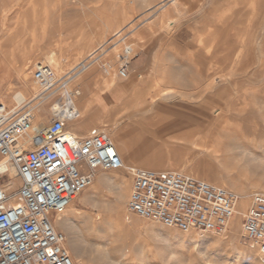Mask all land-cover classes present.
<instances>
[{"label":"rangeland","instance_id":"1","mask_svg":"<svg viewBox=\"0 0 264 264\" xmlns=\"http://www.w3.org/2000/svg\"><path fill=\"white\" fill-rule=\"evenodd\" d=\"M14 1L0 0V11L13 5ZM32 1H36L33 7ZM66 1L24 0L23 9L29 7L25 17L19 16V13L9 15L6 30H0L1 39L12 35L3 49L5 54L0 53V98L7 100L21 90V86H37L31 80V72L37 64H46L43 60L48 52L57 51L55 42H52L54 39L85 37L88 42L83 51H88L109 39L114 30L125 26L124 43L122 40L115 44L109 43L105 52L100 55L101 59L106 57L105 60L109 62V74L98 65V74L86 90L81 88L79 80L69 83L71 88L80 90L76 99L79 119L87 117L84 107L85 99H88L93 113L106 115L114 110L111 120L106 121L109 128L113 123H123L129 110L123 105V101L135 90L144 92L145 89L150 92V95L144 96L147 108L150 107L147 114L156 106L154 104L160 103L162 108L171 110V117L177 122L169 131L187 130L188 133V136L166 137L156 141L157 145L154 147L157 155L152 160L160 161L163 168L161 170H177L191 176V172L195 170V178L209 182L212 180L214 182L211 183L225 187L240 197L244 195L247 202L253 192L264 193V0H234L233 3L231 0H176L175 4L168 0H84V6L76 4L77 0ZM97 5L105 6V14L108 13L111 20L99 34L92 37L96 31L93 29L90 32L89 29L97 20L92 9ZM190 6H193L192 10ZM233 15L236 18L232 19ZM230 18L236 28L237 24L240 25L239 29L233 28ZM219 19L223 21L220 22ZM23 21L26 22L25 25ZM201 25L207 26L202 29ZM219 25H223L222 30ZM213 26L217 29L215 31H221H213ZM228 26L232 27L229 29V32L232 30V35L228 32ZM223 30L224 33H221ZM208 31L212 34L209 35ZM215 33L219 37L214 38ZM224 35L228 40L226 37L221 38ZM210 36L214 38L213 43ZM234 36H237V40ZM201 40H204L203 44L207 40L211 41L210 44L207 42L208 46L207 43H200ZM124 45H131L132 54L137 55L131 60L127 76L121 77L118 73L122 63L119 56ZM80 46L75 43L72 47H64L62 51H58L61 57L69 55V59H72L74 50L80 49ZM137 58L142 60L139 65L133 62ZM67 64V61L62 60L63 67ZM80 67L76 76L83 74ZM220 69L224 73L222 76H217L212 82L205 79V70L213 72ZM19 72L21 80L18 79ZM234 76H237L236 79ZM153 82L158 85L150 89L148 86ZM8 87L9 94L5 95ZM194 87L196 89H192ZM111 92L120 94L119 98L111 97ZM151 96L154 98H150ZM216 98L219 100L215 101ZM39 105L43 109L41 120L47 125L50 119L49 101L40 102ZM214 107L222 108L221 121H215ZM91 127L93 125H88L79 134H86ZM206 128L208 130L202 134ZM213 133L217 135L213 136ZM203 136L208 138L205 140ZM122 156L125 158L123 153ZM176 160L186 161V167L178 169L173 166ZM125 165L151 169L129 161ZM95 175L94 180L100 175L122 177L126 193L117 204L114 200L116 188L112 184L89 187L73 198L69 208L61 216L63 219L56 221L55 227L65 234L66 248L74 264H103L105 256L113 263L118 261L116 264H264L258 259L255 249L248 246L249 241L242 237L240 216L239 221L237 220L236 239L233 241L229 238V227L220 235L164 228L126 211L125 203L130 188V174L127 170H97ZM16 178L18 184L10 190L12 192L20 185V179L18 176ZM7 179L8 175L1 182ZM84 198H88L86 203L81 202ZM117 207L121 217L119 221L113 218Z\"/></svg>","mask_w":264,"mask_h":264},{"label":"built area","instance_id":"2","mask_svg":"<svg viewBox=\"0 0 264 264\" xmlns=\"http://www.w3.org/2000/svg\"><path fill=\"white\" fill-rule=\"evenodd\" d=\"M131 48L124 45L119 56L121 77L127 76L135 55ZM31 80L42 90L37 102L11 108L0 100V264H74L55 223L92 184L97 170H127L126 211L164 228L220 235L239 215L242 237L264 262L263 192H253L240 210V196L225 187L181 171L128 167L103 128L68 133V122L80 117L77 88L47 64H37ZM44 99L50 119L37 127L35 108ZM6 164L20 179L13 192L1 182L8 175Z\"/></svg>","mask_w":264,"mask_h":264},{"label":"bare ground","instance_id":"3","mask_svg":"<svg viewBox=\"0 0 264 264\" xmlns=\"http://www.w3.org/2000/svg\"><path fill=\"white\" fill-rule=\"evenodd\" d=\"M15 1H17L15 3ZM14 1V4L9 6V7H5L3 8L1 11H0V30L1 31H4L6 30V22L8 20V17L10 14L12 13H19V16H24L25 17V14H26V11L28 8L26 9H23L24 7V0H15ZM93 1V0H92ZM104 1V0H103ZM102 1V2H103ZM169 2L171 3H174L175 4V1L176 0H168ZM199 1V0H198ZM221 0H219L220 2ZM233 3L234 0H231ZM68 2V0L66 1ZM193 2V1H192ZM228 2V1H227ZM238 2V0H237ZM241 2V1H240ZM71 3V2H70ZM69 3V6L71 5ZM79 4L80 6H84V4H86V2L84 0H77L76 4ZM128 3V2H127ZM195 3H197L195 1ZM200 3V2H199ZM216 3V2H215ZM226 3V2H225ZM12 4V3H11ZM34 4H36V1H32V4L31 6L33 7ZM68 4V3H67ZM74 6H77L75 5L74 3H72ZM100 4V3H99ZM98 4V5H99ZM212 4V3H211ZM65 5V4H64ZM96 5V4H95ZM96 6V8H94V10L92 9V12L96 15L97 17V20L92 24V28L89 29V31H96L95 34H93V32L91 34H93L92 37H95L97 34H99V32L102 30V28H104V26L106 27L107 24H108V21L111 20L109 18V16L107 14H105V3L102 7L100 6ZM102 5V4H100ZM186 5V4H185ZM217 5V4H215ZM214 5V6H215ZM237 5V4H236ZM240 5V4H239ZM4 6V5H3ZM66 6V5H65ZM108 6V5H107ZM106 6V8H107ZM124 6V5H123ZM195 6V5H193ZM193 6H190L191 7V10H192V7ZM219 7V5H217ZM122 7V6H121ZM236 7V6H235ZM234 7V8H235ZM73 8V7H72ZM125 8V7H124ZM203 8V7H202ZM212 8V7H211ZM220 8V7H219ZM234 8L232 10H234ZM237 8V7H236ZM235 8V9H236ZM240 8V6H239ZM214 9V8H213ZM216 9V7H215ZM229 9V8H228ZM119 10V8H118ZM238 10V8H237ZM110 11V10H109ZM179 11V10H178ZM212 11V10H211ZM218 11V10H216ZM231 11V10H230ZM71 12V11H70ZM86 12V10L84 11V13ZM126 12V11H125ZM124 12V13H125ZM176 12V11H175ZM240 12V11H239ZM238 12V14H239ZM83 13V12H82ZM120 13V12H119ZM181 13V12H180ZM241 13V12H240ZM218 14V13H217ZM227 14V13H226ZM229 14V13H228ZM237 14V15H238ZM236 15V14H235ZM221 17V16H220ZM227 17V16H226ZM233 17L236 18V16H232V19ZM241 17V16H240ZM225 17H222V19H224ZM119 19H122V18H119ZM181 19V18H180ZM217 19H218V16H217ZM231 19V18H230ZM231 19V20H232ZM240 19V18H238ZM237 19V20H238ZM170 20V19H169ZM176 20V19H175ZM203 20V19H202ZM220 22L223 21L221 19H219ZM226 20V19H225ZM228 20V18H227ZM229 20V21H231ZM174 21V20H173ZM228 21V23H230ZM235 23H236V20L234 19ZM163 22V21H162ZM23 25H25V21L22 22ZM161 23V22H160ZM174 23V22H173ZM198 23V22H196ZM219 23V22H217ZM224 23V22H223ZM222 23V24H223ZM227 23V25H228ZM232 25H233V20H232ZM234 23V24H235ZM238 23V22H237ZM192 24V23H191ZM203 24H205L203 22ZM208 25V24H207ZM205 25V26H207ZM221 25V24H220ZM219 25V26H220ZM223 25H226V24H223ZM220 26V29L221 27ZM226 25V26H227ZM230 25V24H229ZM124 26V25H123ZM203 26V27H205ZM211 26V25H209ZM236 25H233V28L235 27ZM238 28L236 29H239L240 25H238ZM196 27H199V26H196ZM202 27V25H201ZM202 27V29H203ZM229 27V26H228ZM124 27H121V28H118L116 30H114L112 32V34L110 35V38L109 39H106L100 43H98L96 46L92 47L90 50L88 51H83L84 50V45L87 44L88 41H86V38L85 37H77V36H74L72 39H65V38H56L54 39L52 42H55L56 44V50H51L50 52H48L46 55H45V61L44 63H46L48 66H50L53 71L55 72L56 76H59V77H63L65 80H67L68 82V85L70 83V81L72 80H76L78 81L79 80V83L81 82L82 86L81 88H83L84 90H86L87 88H89L90 84L93 82V80L96 78L97 76V72L99 70V67H101L103 69V71L106 73V74H109V68H110V65H109V62L106 61V57L105 59H101L100 58V55L103 54L105 52V48H106V45L111 43V44H115L118 40H122V42L124 43L125 41V38L123 36V32H124ZM219 28V27H218ZM225 28V27H224ZM232 28V27H229L227 28L228 29V32L230 31L229 29ZM201 29V28H199ZM211 29V27H210ZM219 29V30H220ZM241 29V28H240ZM197 30V29H196ZM212 30V29H211ZM217 29H214V26H213V31H215ZM218 30V31H219ZM222 30V29H221ZM220 30V31H221ZM226 30V29H225ZM235 30V29H234ZM233 30V31H234ZM171 31V30H170ZM198 31V30H197ZM202 31V30H201ZM201 31H199L201 33ZM210 31V30H209ZM208 31V32H209ZM218 31H215L218 33ZM237 31V30H235ZM212 32V31H210ZM208 33L209 35L212 34V33ZM227 32V31H226ZM232 32V30H231ZM229 32V33H231ZM81 33V32H80ZM78 33V34H80ZM202 33H205L204 31ZM206 33H207V28H206ZM214 33V32H213ZM217 33L213 34L215 35L214 38L216 36L219 37V35H216ZM221 33H224V30L221 32ZM219 33V34H221ZM237 33V32H236ZM197 34V33H196ZM101 35V34H100ZM199 35V34H198ZM227 35V34H226ZM226 35L222 36L221 38L224 39L223 37H226ZM229 35V34H228ZM232 35V33H231ZM221 36V35H220ZM230 36V35H229ZM217 37V38H218ZM237 36H234V38L236 39ZM12 38V35H9L7 38L5 39H1L0 38V53L2 54H5L3 49H5V46L8 44V42H10ZM85 38V39H84ZM97 38H100V37H97ZM96 38V39H97ZM207 38V37H206ZM211 38V36H210ZM213 38V39H214ZM220 38V39H221ZM229 38V37H228ZM232 38V37H231ZM240 38V37H239ZM238 38V39H239ZM201 39V38H200ZM203 39V38H202ZM212 39V38H211ZM213 39H212V43H213ZM221 39V40H222ZM220 40V41H221ZM226 40L227 37H226ZM237 40V39H236ZM235 40V41H236ZM241 40V39H240ZM204 41V40H203ZM203 41H199L200 43L202 42L203 44ZM211 41V40H210ZM209 41V42H210ZM232 41V40H231ZM208 42V40H207ZM205 42V43H207ZM208 42V43H209ZM227 42V41H226ZM225 42V43H226ZM229 42V41H228ZM227 42V44H228ZM239 42V41H238ZM75 43H78V45H81L80 46V49H76L74 50L73 52V57L72 59L70 60L69 59V55L68 56H62L61 57V53L59 54V51L58 50H61L62 51V48L64 47H72ZM203 44V45H206V44ZM207 43V45H208ZM237 43V42H235ZM33 44V43H32ZM53 45H55L54 43H52ZM210 44V43H209ZM230 44V42H229ZM241 44V42H240ZM213 44H211L212 46ZM233 42H232V46H233ZM237 45V44H236ZM32 46V45H31ZM30 46V47H31ZM209 46V45H208ZM210 46V47H211ZM214 46V45H213ZM227 45H225L226 47ZM230 46V45H229ZM228 46V47H229ZM241 46V45H240ZM238 45V47H240ZM41 47V46H40ZM43 47V46H42ZM82 47V48H81ZM206 47V46H205ZM209 47V48H210ZM224 47V46H223ZM34 48V47H33ZM115 46H113V50H114ZM208 48V47H207ZM231 48V46L229 47ZM235 48V47H233ZM39 49V48H38ZM46 49V48H45ZM55 49V48H53ZM74 49V48H73ZM132 49V48H131ZM223 49V48H222ZM27 50V49H26ZM32 50V48H31ZM133 50V49H132ZM142 50V49H141ZM227 50V47L226 49ZM238 50V49H236ZM72 51V50H71ZM69 52V51H68ZM224 52V51H223ZM226 52V51H225ZM233 52V51H232ZM237 52V51H236ZM222 53V52H221ZM235 53V52H234ZM239 53V52H238ZM43 54H44V51H43ZM68 54V53H66ZM70 54V53H69ZM137 54V53H136ZM225 54V53H224ZM228 54V53H227ZM42 55V54H41ZM217 55H220L217 54ZM216 55V56H217ZM223 55V53H222ZM211 57V55H209ZM215 56V57H216ZM238 55H236L237 57ZM19 57V56H18ZM209 57V58H210ZM212 58L213 59H215ZM230 57V56H229ZM12 58H15L14 56ZM29 58V57H27ZM207 58V57H206ZM221 58V57H220ZM223 58V56H222ZM42 59V57H41ZM232 59H235V58H232ZM230 59V60H232ZM22 60V59H21ZM27 60V59H26ZM62 60H65L68 62V64L63 67L62 65ZM104 60V61H103ZM229 60V59H228ZM227 60V61H228ZM236 60V59H235ZM18 61V60H17ZM100 61V62H99ZM205 61V60H204ZM226 61V60H225ZM223 61V62H225ZM233 61V60H232ZM241 61V60H239ZM217 62V61H216ZM220 62V61H219ZM218 62V63H219ZM235 62V61H233ZM100 63V64H99ZM208 63V62H207ZM207 63H206V66H207ZM214 63V62H213ZM226 63V62H225ZM239 63V62H238ZM209 64V63H208ZM216 64V63H215ZM228 64V63H227ZM229 64L230 61H229ZM99 65V67H97ZM198 66H200V64H197ZM205 65V64H204ZM217 65V64H216ZM81 66L80 68L83 69V74L80 75H77V72L79 71L78 70V67ZM205 66V67H206ZM212 67V65H209ZM237 66V65H236ZM241 66V65H240ZM230 67V66H229ZM77 68V69H76ZM200 69V68H199ZM239 69V68H238ZM210 70V69H209ZM225 70V69H223ZM234 70V69H233ZM236 70V69H235ZM197 71V70H196ZM230 71V70H229ZM211 72V71H210ZM208 72L205 70L204 72V77L205 79L207 80H216V78H218L219 76H222V69L220 70H215L213 72ZM201 73V72H199ZM229 73V72H228ZM230 75V74H229ZM241 75V74H240ZM28 76V75H27ZM76 76V77H74ZM218 76V77H217ZM225 76H226V73H225ZM224 76V77H225ZM74 77V78H73ZM202 77V76H201ZM203 77V78H204ZM237 77V76H236ZM236 77L234 76L233 78L236 79ZM241 77V76H240ZM239 77V79H240ZM24 78V77H23ZM76 78V79H75ZM18 79L21 80L22 79V75L20 74V72L18 73ZM230 79V78H229ZM228 79V80H229ZM233 79V80H234ZM231 80V79H230ZM153 81V80H151ZM237 81V80H236ZM205 82V81H204ZM79 83L76 82V84L78 85ZM149 83V82H148ZM147 83V84H148ZM23 84V83H22ZM26 84V83H25ZM108 84V83H107ZM135 84V83H134ZM203 84V83H202ZM36 85V84H35ZM150 85V84H149ZM157 83L156 82H153L150 86V89H154L155 87H157ZM133 86V85H132ZM22 89L21 90H18L16 91L12 96H10L7 100H4L3 98H0V100L8 107H11V108H18L20 107L25 101H34L36 100V102L39 100L38 99V96L39 94H41L42 90L40 89L39 86H21ZM70 87V85H69ZM106 87H109V86H106ZM193 87V86H192ZM211 87V86H210ZM210 87H207V88H210ZM213 88V86H212ZM192 89H196V87L192 88ZM7 90H9V87L6 88V92H5V95H8L9 92H7ZM149 90V89H148ZM191 90V89H190ZM207 90V89H206ZM207 92V91H206ZM210 92V91H209ZM79 93H80V90H79ZM208 93V92H207ZM206 93V94H207ZM146 94H149L150 95V92H146L145 89H144V92L143 91H140V90H135L131 95L127 96L125 98V100L123 101V105L125 107H128L129 110L128 112L126 113V115L124 116V120H123V123H118V124H111L112 126L109 128L108 127V124L106 121H109L111 120L112 118V115L114 113V110H110L109 112H107L106 115H99L97 113H93L91 110H90V102L88 99H85V112H87V117L84 119V120H80V119H77V120H71L68 122V125H67V131L69 134L71 135H78L83 129H85L88 125H93V127H99V128H103V130H105V132L108 133V135L110 136L112 142L115 144L118 152H119V155L121 156L123 162L126 163V161H129V162H133V163H136L137 165H143V166H146V167H151V169H154V170H158L160 171L161 169V163L160 161L158 162H155V154L157 155V153L155 152V147L157 144H156V141L158 139H164V138H172V137H178V136H188V133H187V130H176V131H169V129L171 127H173L174 125L177 124V122L175 121L174 118L171 117V110L170 109H166V108H162L163 106L159 104H154L156 106H154L150 112V114L148 115L147 112L149 111V108H147V103H146V100L144 98V96ZM209 95V93H208ZM207 95V96H208ZM219 95V94H217ZM120 94L118 93H115V92H111V97L113 98H119ZM213 97V96H212ZM215 97V96H214ZM224 97V96H223ZM80 98V97H79ZM150 98H154L153 96H151ZM226 98V97H225ZM217 99V98H216ZM222 99V97H221ZM45 100V99H44ZM41 101V102H45L47 101V99L45 101ZM219 99L215 100V101H218ZM153 101V100H152ZM225 101V100H224ZM204 102V101H202ZM218 103V102H217ZM208 104V103H207ZM77 106V105H76ZM215 108V107H214ZM83 109V110H84ZM84 112V111H83ZM222 108H215L213 109V113L215 114L214 116V119L215 121L216 120H222ZM41 113H43V109H42V106L40 105H37V107L35 108V122H34V125L37 126V127H45L43 121L41 120ZM209 119V118H208ZM176 122V123H175ZM218 122V121H217ZM194 123V122H193ZM221 123V122H220ZM219 123V124H220ZM215 124V123H214ZM212 124V125H214ZM191 126V125H190ZM211 127V126H209ZM207 127V128H209ZM219 127V126H218ZM222 126H220L221 128ZM204 129L203 130V133L204 134V131L208 130V129ZM214 128V127H213ZM216 129H218L217 127H215ZM224 128V127H223ZM222 128V129H223ZM215 129V130H216ZM240 129V128H239ZM214 131V129H213ZM211 132H212V129H211ZM210 132V133H211ZM215 133V132H214ZM213 133V136H216L215 134ZM201 134V135H202ZM199 136V137H202V136ZM205 136H203L204 138ZM206 138H208V136L205 137V140ZM209 140V139H208ZM209 141H211L212 143V140L210 139ZM207 145L209 143L205 142ZM217 143V142H216ZM215 143V144H216ZM239 146V145H238ZM239 148V147H238ZM237 148V149H238ZM217 149V148H216ZM163 150V149H162ZM214 151V149H213ZM219 151V149H218ZM222 151V150H221ZM217 152V151H215ZM224 152V151H223ZM122 153L123 155H125V158H123L122 156ZM204 153V152H203ZM238 153V152H237ZM241 153H242V150H241ZM236 154V153H235ZM240 154V153H239ZM238 155V154H237ZM241 155V154H240ZM159 157V156H157ZM241 158H242V155H241ZM154 159V160H152ZM161 159V158H160ZM243 159V158H242ZM159 160V159H158ZM163 161V160H162ZM189 161V160H188ZM5 162V161H3ZM191 162V161H190ZM189 162V163H190ZM194 163V162H192ZM200 163V162H199ZM173 166H175L176 168L178 169H183L184 167H186L187 165V162L186 161H180V160H176L175 163L172 164ZM202 165V164H201ZM197 166V165H196ZM163 167V166H162ZM195 166H193L194 168ZM7 173H8V179L7 181L5 182V186L6 188L10 191L15 185L18 184L17 182V178L15 176V173H16V169L12 166V165H9V164H6V167H5ZM192 168V169H193ZM190 170V167L188 168ZM125 171V170H124ZM177 171V170H175ZM210 171V170H209ZM191 172V171H189ZM202 172V171H201ZM192 177H196L194 175H196V171L193 170L192 172ZM191 176V174H189ZM210 176V174H208ZM208 176V178H209ZM203 178V177H202ZM207 178V177H206ZM204 179H205V176H204ZM217 179V178H216ZM5 181V180H4ZM209 182V181H208ZM210 182H214V181H210ZM104 183H110L112 184L116 190H115V193H114V200L116 201L115 203H119L121 202V200L124 198V195L126 192H124V181L122 179V177H118V176H113V177H106L104 175H100L98 177H96V179L92 182V184L89 186V187H100L101 184H104ZM216 183H218L216 181ZM224 185V184H223ZM88 187V188H89ZM126 190V189H125ZM242 197H240V200H239V207H240V210L241 209H245V207L247 206V200L244 198V195H241ZM88 199V198H87ZM87 199H81V202L82 203H86L87 202ZM116 205V204H115ZM117 206V205H116ZM69 208V205L67 206L66 210ZM118 207L116 209V213L114 214L113 218L115 221H119L120 220V215L118 213ZM240 212V211H239ZM127 213V212H126ZM96 215V214H95ZM94 215V216H95ZM98 216V215H97ZM96 216V217H97ZM127 217V216H126ZM238 217L239 215H235L234 217H232L228 223V226L227 228H231L230 229V240L233 241L234 239H236V227H237V222L239 221L238 220ZM99 218V217H98ZM61 219H63L62 217H59L57 219V222H60ZM108 219V218H107ZM97 220V219H96ZM238 220V221H237ZM113 222V221H112ZM121 223V222H120ZM119 226V225H118ZM128 229V228H127ZM118 231V230H117ZM123 232V231H121ZM125 233V232H123ZM242 233V232H241ZM239 241V240H237ZM236 241V242H237ZM248 246L250 248H253V246L249 243ZM104 256V255H103ZM118 262V261H116ZM111 262V259H109L108 257H103V264H116Z\"/></svg>","mask_w":264,"mask_h":264},{"label":"crops","instance_id":"4","mask_svg":"<svg viewBox=\"0 0 264 264\" xmlns=\"http://www.w3.org/2000/svg\"><path fill=\"white\" fill-rule=\"evenodd\" d=\"M136 55H137V54H135L134 57H135ZM134 57H132V58L130 59V61H129V64H128V70H129V68H130V66H131V60L134 59ZM133 62H134L135 65H139V64L142 62V60H141V58H137V59H135Z\"/></svg>","mask_w":264,"mask_h":264}]
</instances>
